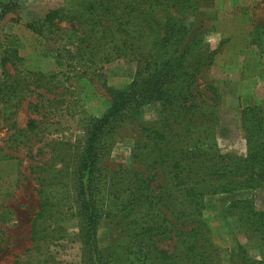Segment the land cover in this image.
<instances>
[{
	"label": "rangeland",
	"instance_id": "rangeland-1",
	"mask_svg": "<svg viewBox=\"0 0 264 264\" xmlns=\"http://www.w3.org/2000/svg\"><path fill=\"white\" fill-rule=\"evenodd\" d=\"M89 1L19 0L0 19V61L5 49L20 58L6 64L8 75L0 65V97L5 96L0 101V264H85L79 222L71 215L77 203L76 155L87 126L107 113L114 94L127 89L139 70L146 78L158 66L175 62L172 56L190 44L194 47L179 64L178 76L166 85L169 91L182 90L180 98L172 104L140 98L110 120L98 144L102 262L190 264L173 235L157 236L158 257L154 263L146 258L118 223L119 205L133 173L150 178L159 194L170 184L172 160L203 144L216 155L213 163L226 155L243 159L256 186L204 197L201 219L210 229L212 264H264V224L260 231L247 230L240 209L231 207L234 200H247L264 213V0H159L146 21L138 22L146 31L143 37L132 40L125 54L114 51L109 62L102 46L100 51L81 41L92 30L85 20ZM53 9L75 19L48 34L28 27ZM179 27L186 30L171 37ZM14 88L16 97L7 100ZM31 119L37 127L32 132ZM146 129L162 131L169 143L160 149ZM42 186L60 206L55 225L65 229L54 245L31 240Z\"/></svg>",
	"mask_w": 264,
	"mask_h": 264
},
{
	"label": "trees",
	"instance_id": "trees-1",
	"mask_svg": "<svg viewBox=\"0 0 264 264\" xmlns=\"http://www.w3.org/2000/svg\"><path fill=\"white\" fill-rule=\"evenodd\" d=\"M18 1L0 0V19L16 7ZM141 6H145L147 10L141 9ZM159 6V0H90L88 17L85 20H89L92 30L89 33H83L81 41L86 40L89 44H93V49L100 51L102 46L106 58L104 61L109 62L108 58L114 51L125 54L126 49L132 47V40L138 41L140 37H143L146 31L139 26L138 22L146 21L148 15ZM62 11L63 9L50 10L42 20L29 24L28 27L39 35L44 32L48 34L52 29L59 30L60 22L75 19L67 14L62 15ZM189 26L193 28L194 24L190 23ZM182 30L186 29L179 27L173 30L174 33L171 31L169 34L177 35ZM190 32L189 29L188 35ZM193 47L194 44L186 45L179 56H172L175 62L168 61L158 66L153 73H148L146 78L142 73L143 70H139L138 78L127 89L114 94L107 113L101 118L92 119L87 126L85 144L76 155L74 187L77 203L71 215H74L79 222V241L82 245L81 251L85 264H105L102 262L97 241V227L101 219L102 207L98 203L95 184L100 158L98 144L104 130L116 114L138 103L140 98L161 100L164 104H172L173 100H178L182 90L169 91L166 85L172 83L178 76L179 64ZM16 59L20 60L15 50L5 49L0 61L3 74L8 75L5 66L8 63H14ZM188 86L189 83L186 82L185 89H188ZM16 90L8 89L7 100L15 96ZM3 98H5L4 95L0 97V101ZM36 128L34 121L29 120L28 131L32 132ZM146 131L153 134L151 138L160 149L162 145L166 146L169 143L162 131L154 129H146ZM206 148L203 144H194L190 149H185L183 157L180 155L176 157V161L172 160L171 166H166L169 167L167 170H169L170 184L166 183L167 187L159 194L155 192L156 187L153 186L150 178L138 173H133L134 177L129 178V193L119 205V213L122 217L118 223L130 232L128 237L134 238L133 243L139 251L153 263L158 257V249L155 245L161 241L157 236L170 238L173 235L175 238L178 237L183 255L190 264H212L213 256L208 251L211 247L210 229L201 219L204 197L256 187L252 183L254 180L252 176H246L243 159L226 155L220 156L221 160L213 163L217 157L210 153L209 148ZM162 158L163 156L159 160ZM158 163L162 167L166 164L164 161H158ZM262 174L264 176V171ZM239 177L243 178L237 179ZM39 196V208L31 221V240L35 245L40 242L50 245L64 238L61 232L65 231L64 227L55 225L60 215L56 209L60 206L54 203L53 195L43 186L39 190ZM231 207L240 209L241 220L247 230L260 231L264 224V213H257L247 200H234ZM203 248L205 250L200 252ZM158 253L162 257L167 256L164 250ZM14 264L27 263L15 262ZM44 264H48V261L45 260Z\"/></svg>",
	"mask_w": 264,
	"mask_h": 264
}]
</instances>
